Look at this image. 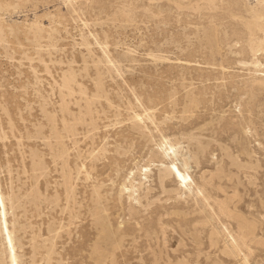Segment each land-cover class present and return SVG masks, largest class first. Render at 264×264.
I'll use <instances>...</instances> for the list:
<instances>
[{"label": "rangeland", "instance_id": "obj_1", "mask_svg": "<svg viewBox=\"0 0 264 264\" xmlns=\"http://www.w3.org/2000/svg\"><path fill=\"white\" fill-rule=\"evenodd\" d=\"M2 2L0 184L22 264H97L92 249L78 247L89 216L68 224L74 197L89 209L84 198L103 180L107 202L118 197L127 173L148 164L159 144L190 156L195 190L180 199L155 189L150 208L159 213L137 205L145 219L137 226H145L111 252L114 258L106 251V264H264V41L260 32L249 36L241 19L243 7L261 0ZM69 76L74 83L65 85ZM50 144L62 152L56 163ZM117 145L123 150L118 166L109 159ZM202 145L208 148L196 157ZM33 150L40 167H32ZM93 162L103 176L88 174ZM63 167L74 178L69 205L58 185ZM157 173L153 168V187ZM61 188L55 206L51 197ZM121 201L106 213L110 222L136 226L126 196ZM244 220L254 230L245 244L238 229ZM1 241L0 235V264H8ZM234 243L237 255L224 254Z\"/></svg>", "mask_w": 264, "mask_h": 264}, {"label": "bare ground", "instance_id": "obj_2", "mask_svg": "<svg viewBox=\"0 0 264 264\" xmlns=\"http://www.w3.org/2000/svg\"><path fill=\"white\" fill-rule=\"evenodd\" d=\"M3 0H0V3H3L2 2ZM195 1V0H194ZM211 3H215L216 0H207ZM177 2V1H176ZM193 2V1H192ZM96 3V2H95ZM220 3V2H219ZM177 4V3H176ZM180 1H179V7L181 6L180 5ZM184 5V4H183ZM236 5V4H235ZM202 6V5H201ZM212 6V5H211ZM239 6V5H237ZM128 7V6H127ZM183 6H181L182 8ZM206 7V6H205ZM210 7V6H209ZM219 7V6H218ZM204 8V7H203ZM213 8V7H211ZM0 9H3V5L0 4ZM126 9V8H125ZM177 9V8H176ZM206 9V8H204ZM210 9V8H209ZM207 8V10H209ZM129 10V9H128ZM213 10H217L213 8ZM230 10V9H229ZM235 10V9H234ZM239 10V9H238ZM243 14H246L247 17L244 18L243 16L241 17V19H243V23H244V28H246V31L249 32V36H254L255 33L257 32H260V36L258 34V37L256 35V37L258 39H262L264 41V0H261L260 4L255 7V8H244L243 7ZM242 9L240 11H243ZM213 11V12H214ZM233 11V10H232ZM127 12V11H126ZM179 12V11H178ZM216 12V11H215ZM231 11H229L230 13ZM122 13H124L122 11ZM160 13V12H159ZM210 13V12H209ZM212 13V12H211ZM233 13V12H232ZM235 13V12H234ZM241 13V12H240ZM97 14V13H96ZM158 14V12L156 13ZM163 14V13H162ZM111 15V13H110ZM186 15V13H185ZM236 15H240V14H236ZM213 16V17H212ZM229 16H232L231 14ZM235 16V15H234ZM120 17V16H119ZM212 17V19H215L217 18L218 19V16L216 15H212L210 16V18ZM235 18V17H234ZM239 18V16H238ZM129 19V18H128ZM232 19V18H231ZM211 20V19H210ZM221 20V19H219ZM218 20V21H219ZM215 21V20H214ZM213 22V21H211ZM217 24V23H216ZM109 30V29H108ZM3 31V27L2 25H0V33H2ZM103 32V31H102ZM106 32V31H105ZM104 32V33H105ZM26 34V33H25ZM37 34V32H35V35ZM107 34V32L105 33ZM109 34V33H108ZM3 35V34H1ZM0 35V36H1ZM211 36V35H210ZM5 37V36H4ZM34 38H36V36H34ZM103 38V37H102ZM254 38V37H253ZM256 38V39H257ZM1 40H3L2 38H0ZM251 39V38H250ZM88 40V39H87ZM106 40V39H105ZM86 41V40H85ZM84 41V42H85ZM89 41V40H88ZM85 42L84 44L85 45H90V41L89 43ZM114 42V40H113ZM110 44V43H109ZM253 52H255V54H257L259 51H261L260 49H255L253 48L252 49ZM105 56V55H104ZM118 58V57H117ZM108 59V57H107ZM192 59V58H191ZM109 60V59H108ZM107 60V61H108ZM258 60V59H257ZM255 61L253 62L254 66L256 67L257 64H259V61ZM243 62L241 63H245L244 60H242ZM189 62V61H188ZM208 63V62H207ZM240 63V64H241ZM248 63V62H247ZM262 63V62H261ZM210 64V62H209ZM245 65V64H244ZM260 65V64H259ZM259 67V66H258ZM262 67V66H261ZM256 71H260V70H257ZM100 73V72H99ZM65 77V76H64ZM67 78V77H66ZM65 78V79H66ZM74 78V77H73ZM100 79V78H99ZM74 80V79H73ZM72 81V77L69 76V78L66 79V83L65 85L69 84L70 82ZM74 82L72 81V84ZM99 83V82H98ZM101 83V82H100ZM71 84V86H72ZM70 86V87H71ZM98 86V84H97ZM100 86V85H99ZM99 88V87H97ZM72 91V89H69ZM68 90V91H69ZM71 91H69L68 93H70ZM83 91V90H82ZM98 91V90H97ZM73 93V92H72ZM71 94V93H70ZM82 94V93H81ZM85 94L87 95L86 91H85ZM99 93L97 92V95ZM84 95V94H83ZM96 96V94H94ZM100 97V96H99ZM98 98V97H97ZM94 99V97H93ZM55 117V116H54ZM51 124V123H50ZM66 126V125H65ZM53 128V127H52ZM56 130V128H54ZM66 129V128H65ZM71 129V128H70ZM54 130V131H55ZM73 131V130H72ZM57 133V132H56ZM201 135V134H200ZM220 135H223V134H220ZM37 137H40L42 138L41 136V132L40 130H38L37 132ZM219 136V135H218ZM62 137V136H61ZM60 137V138H61ZM222 137V136H221ZM57 138V137H56ZM59 138V136H58ZM59 138V139H60ZM127 138V136H123V139H120L118 140L119 142H124L125 139ZM58 140V139H57ZM127 141V140H126ZM199 144H202L201 142ZM157 149H152L151 150V153H152V156L150 158V161L148 164H145V165H142L141 166H137L133 169L130 170L129 173H127V175L125 176L124 178V183L121 185L122 188L120 189V192H119V195L118 197L115 196L116 198H113L112 200H110L109 202H107V199L105 197H103V192L102 191V187L104 185L103 180L102 182H98L95 186H93L92 188V191L89 192L88 196H86L84 199L85 200H88L90 202V204L88 205L89 206V209H85L84 211L82 209H84L82 207V202H77L76 200V197H74V200H73V206L71 207L72 210H70V219H69V226L70 225H77V224H80L83 220H85L86 218H83L81 220V222L79 223L78 220L82 218V215H87L89 216L88 218H90L91 220V224H88V225H82L80 226V229H79V233H80V236L83 238V240L81 241H78V247L82 250L84 249H87V248H90L92 249L91 252H92V255L94 254L97 258L95 260V262L97 264H106V254L103 255L106 251H109L110 254L111 252L117 248H121L124 244V241L131 235L132 236V232L136 231L139 223H140V220H145L144 219V214L143 212L138 209L137 205L141 206V207H144L147 208L145 209V211L149 210V213L151 214H155V213H159L157 212L156 209L154 208H150L151 205L153 204L151 202L152 198H154V195H156L154 192H155V189H159L160 192L162 194H167L169 196H172L170 194L174 193V196L176 195L177 197L180 196V199L183 197V196H189L191 195L193 192H194V188H193V184L195 183L194 180H193V177L191 176V174L189 173L188 169L186 168L188 166V161L190 159V156L185 158V156L181 155L179 156V152L177 147L175 148V146L173 145H166V144H159L157 145ZM177 146V145H176ZM199 146V145H198ZM180 147V146H179ZM50 148H51V151H53L51 153L52 155V159L53 161H56L58 160V158H60L59 156L61 155L62 152L54 149L52 147V145L50 144ZM63 148V147H62ZM122 148V145L121 146H116L114 147L113 152L116 153L115 156L113 157H109L110 161L113 163V164H117V166L120 164L121 159H122V155H123V150H121ZM206 148H208V146H201L197 153H196V157H198V155H203L204 152L207 150ZM65 149V148H64ZM197 150V149H196ZM62 151V150H61ZM64 151V150H63ZM66 151V150H65ZM106 151H109L108 149ZM126 152V151H125ZM124 152V153H125ZM64 153V152H63ZM66 154L64 153L63 156H65ZM62 156V157H63ZM32 157V156H31ZM180 157H184L185 159H183L184 161H186L184 163V165L181 167L180 163L183 162V160L179 163V161L181 160ZM202 157V156H201ZM40 158H41V155L39 153H37L35 150H33V163H35L32 167H40L41 166V162H40ZM203 158V157H202ZM123 160V159H122ZM191 160V159H190ZM202 160V159H201ZM144 161V160H143ZM193 161V160H192ZM58 162V161H57ZM32 163V164H33ZM198 167L201 165L199 163V161L197 160L196 161ZM42 167L43 169L45 168L42 164ZM89 168L90 171H88V174H92L94 176H96L97 178H99V176H103L104 175V169L103 170H98L97 172H95V170L98 168L96 163L93 162V164H91V167H87ZM105 168H108V167H105ZM153 168H157V171H158V183L155 184V187H153L154 184H151L150 183V177L153 173ZM189 168V167H188ZM88 170V169H87ZM190 170V168H189ZM63 171V174H62V178H63V181L62 183L58 184L59 187H62L63 188V195H64V199L65 201L68 203V205L70 204L71 202V198H73L72 195H75L73 194L74 193V178H73V174L72 172L70 171H67L66 168L63 167L62 169ZM203 175V174H202ZM214 175V174H213ZM216 177V176H215ZM219 178V177H218ZM86 180H88L86 178ZM150 180V181H149ZM154 182V181H153ZM1 183V182H0ZM148 183H150L151 185H147ZM175 184V189L173 190H168L170 188V186L172 184ZM204 182H202V187L205 189V192L208 193V194H211V190L209 189L208 185L207 184H203ZM220 184V182H219ZM200 186V184H198ZM89 186V185H88ZM173 187V186H172ZM62 188L59 190H57L54 195H52V199L50 201V203H53L55 206H57L59 203H60V193H61V190ZM198 188V187H197ZM199 189V188H198ZM197 189V190H198ZM213 189V188H212ZM204 193V192H203ZM5 193L2 192L1 190V184H0V235H1V238H2V245L4 246L5 248V254L7 255L6 259L8 260V264H22L21 262V256L18 254L19 252H17V244L15 240V235L11 229H10V218H9V209L8 208H11V206L9 207V205H7L8 203H6V197H4ZM126 196L127 200L129 201V216H131L133 218V220H135L137 223H134L136 224V226L132 225L133 223H129L128 227L127 228H121L122 224L120 226H117L112 222H110L111 220V216H109L108 214H106L108 211H112L116 208H118V206L121 207L120 203L122 202V196ZM158 195V194H157ZM204 195V194H203ZM166 196V195H165ZM206 196V195H205ZM173 197V196H172ZM142 198L147 202V205H145L144 202H142ZM171 198V197H170ZM10 199V198H9ZM7 199V200H9ZM63 199V198H62ZM169 199V198H168ZM174 199V198H173ZM227 200V199H226ZM11 201V200H10ZM188 201V200H187ZM186 201V202H187ZM231 202V201H230ZM166 203V202H165ZM164 203V204H165ZM202 203V202H201ZM163 204V203H161ZM12 205V204H11ZM226 206L227 208V204H220V207L222 209H224ZM68 207V206H67ZM167 207V206H166ZM69 208V207H68ZM13 209V207H12ZM11 209V210H12ZM70 209V208H69ZM165 209V208H163ZM172 210V209H171ZM178 210V209H177ZM181 210V209H180ZM239 210V209H238ZM144 211V212H145ZM13 212V211H10V213ZM109 213V212H108ZM169 213V212H168ZM110 214V213H109ZM189 214V213H188ZM193 214V213H192ZM185 217V216H184ZM209 217V216H208ZM233 218V217H232ZM243 218V217H241ZM150 219V218H149ZM160 219V218H159ZM192 219V218H191ZM195 219V218H194ZM210 219V218H209ZM163 220V219H162ZM169 220V218H168ZM168 220H164V221H168ZM197 220V219H196ZM201 220V219H200ZM203 220V219H202ZM237 220V218L235 219ZM243 220V219H242ZM150 220H148L149 222ZM204 221V220H203ZM212 221V219H211ZM216 221V220H215ZM158 222V221H157ZM163 222V221H162ZM169 222V221H168ZM196 222V221H195ZM194 222V223H195ZM199 222V221H197ZM208 222H210V220H208ZM206 222V223H208ZM243 222V221H241ZM142 223H147V219H146V222H142ZM190 223V222H189ZM188 223V225H189ZM192 223V224H194ZM201 223V222H200ZM204 223V222H203ZM211 223V222H210ZM209 223V224H210ZM244 223H245V220L243 223H240L238 229H242V233H241V237L243 241H241L240 239L238 241H241L242 243L245 241V239L248 238L249 236V233L253 230L252 228H248L247 227V222L245 223L246 226H244ZM251 223V222H250ZM161 224V223H160ZM164 224V223H162ZM166 224V222H165ZM213 224V223H212ZM212 224L210 226H212ZM141 225V224H140ZM143 225V224H142ZM141 225V226H142ZM214 225V224H213ZM252 225V224H250ZM140 226V227H141ZM145 226V225H143ZM142 226V227H143ZM163 226V225H162ZM165 226V225H164ZM163 226V227H164ZM192 226V225H191ZM249 226V224H248ZM254 226V225H252ZM141 227L138 228L140 229V231L143 229ZM214 227V226H213ZM148 228V227H147ZM215 228V227H214ZM217 228V227H216ZM255 228V227H254ZM72 229V227H71ZM145 229V228H144ZM154 229H156L154 227ZM212 229V227H211ZM14 230V228H13ZM48 230H50V226L48 227ZM69 230H70V227H69ZM212 230H215V229H212ZM243 230L245 231H249L248 234L247 232H243ZM72 231V230H71ZM144 231V230H143ZM211 231V230H210ZM216 231V230H215ZM254 231V230H253ZM149 232V231H148ZM147 230H146V234L148 233ZM73 233V232H72ZM163 230H162V232ZM254 233V232H252ZM166 234V233H165ZM211 234L210 236V244L214 242H217L215 241L216 240V232H213L212 233H209ZM208 234V235H209ZM216 234V236H215ZM219 234V233H218ZM221 234V233H220ZM70 235V234H69ZM134 235V234H133ZM150 235V234H149ZM135 236V235H134ZM165 236V235H164ZM163 236V238H164ZM195 236V235H194ZM219 236V235H218ZM252 236V235H251ZM137 237V236H136ZM57 238V237H56ZM156 239V237H154ZM153 238V239H154ZM196 238V237H195ZM152 239V238H151ZM165 240V239H164ZM158 242V241H157ZM248 242V241H247ZM165 243V242H164ZM209 243V242H208ZM226 243V242H225ZM242 243H240L242 245ZM237 243H234L232 244L231 246L229 245H225V249H224V254H227L228 256H232V257H235V249H236V246L238 247V245H236ZM245 244V242H244ZM243 244V245H244ZM215 245V244H214ZM111 246V248L109 247ZM212 246V244H211ZM113 248V249H112ZM237 252V251H236ZM115 254V252H113ZM3 254V255H5ZM93 255V257H94ZM237 255V254H236ZM112 256V254H111ZM5 257V256H4ZM3 257V258H4ZM50 258V257H49ZM48 258V259H49ZM112 258H114L112 256ZM1 260V259H0ZM6 260V261H7ZM60 260V259H59ZM184 261V260H183ZM4 263V262H3ZM7 263V262H6ZM183 263V262H182Z\"/></svg>", "mask_w": 264, "mask_h": 264}]
</instances>
